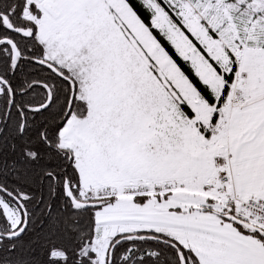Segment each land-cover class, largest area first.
Here are the masks:
<instances>
[{
  "label": "snow or ice",
  "instance_id": "snow-or-ice-1",
  "mask_svg": "<svg viewBox=\"0 0 264 264\" xmlns=\"http://www.w3.org/2000/svg\"><path fill=\"white\" fill-rule=\"evenodd\" d=\"M0 264H264V0H0Z\"/></svg>",
  "mask_w": 264,
  "mask_h": 264
}]
</instances>
